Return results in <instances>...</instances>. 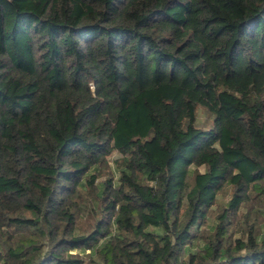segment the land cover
Returning <instances> with one entry per match:
<instances>
[{
    "label": "trees",
    "instance_id": "trees-1",
    "mask_svg": "<svg viewBox=\"0 0 264 264\" xmlns=\"http://www.w3.org/2000/svg\"><path fill=\"white\" fill-rule=\"evenodd\" d=\"M0 264H264V0H0Z\"/></svg>",
    "mask_w": 264,
    "mask_h": 264
},
{
    "label": "rangeland",
    "instance_id": "rangeland-1",
    "mask_svg": "<svg viewBox=\"0 0 264 264\" xmlns=\"http://www.w3.org/2000/svg\"><path fill=\"white\" fill-rule=\"evenodd\" d=\"M200 119L203 120V119H206V116L204 115L203 112H200ZM115 156V155H114ZM114 156H110L109 157V162H110V166H111V169L117 174V171L116 169L114 168V163H113V159H114ZM115 174V175H116ZM117 176V175H116Z\"/></svg>",
    "mask_w": 264,
    "mask_h": 264
}]
</instances>
